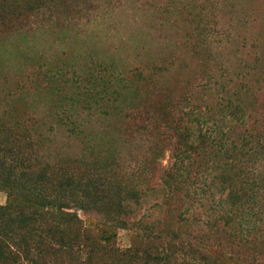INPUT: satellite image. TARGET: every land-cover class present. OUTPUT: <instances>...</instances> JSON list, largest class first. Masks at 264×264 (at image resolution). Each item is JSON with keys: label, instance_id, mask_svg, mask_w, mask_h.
<instances>
[{"label": "trees", "instance_id": "16d2710c", "mask_svg": "<svg viewBox=\"0 0 264 264\" xmlns=\"http://www.w3.org/2000/svg\"><path fill=\"white\" fill-rule=\"evenodd\" d=\"M101 1L0 0V40L39 23L72 24ZM168 71L133 72V84L153 89L113 121L116 153H144L156 175L159 184L148 189L126 183L110 148L86 144L79 154L51 147L38 121L19 113V99L9 109L4 102L0 264H264V87L256 93L242 83L244 92L204 102L191 88L166 84ZM114 80L120 79L99 67L86 95L116 110L128 91L114 89ZM157 187L160 214L136 219L132 205ZM219 193L224 201L195 214L202 199ZM119 230L129 233L128 248L118 247Z\"/></svg>", "mask_w": 264, "mask_h": 264}, {"label": "rangeland", "instance_id": "374dc122", "mask_svg": "<svg viewBox=\"0 0 264 264\" xmlns=\"http://www.w3.org/2000/svg\"><path fill=\"white\" fill-rule=\"evenodd\" d=\"M129 1L112 6L102 0L72 24L39 23L0 40V108L9 101V109L19 99V113L38 121L40 131L53 140L51 147L79 154L86 144L110 148L126 183L148 189L159 182L145 167L144 153H116V114L153 89L133 84V72L149 76L155 67L166 66V84L179 91L191 88L204 102L214 103L227 91L244 92L242 83L258 93L264 87V0ZM101 66L120 79L114 80V89L128 91L116 110L112 102L96 105L86 95L90 74ZM167 161L168 154L162 165ZM162 195L157 187L137 207L132 205L136 219L158 216ZM224 199L220 193L202 199L195 214ZM78 214L85 219L83 211ZM117 234L118 247L128 248L129 233Z\"/></svg>", "mask_w": 264, "mask_h": 264}]
</instances>
